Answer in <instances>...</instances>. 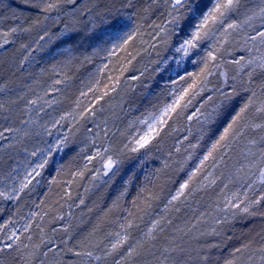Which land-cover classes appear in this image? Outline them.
Returning <instances> with one entry per match:
<instances>
[{
    "label": "trees",
    "instance_id": "1",
    "mask_svg": "<svg viewBox=\"0 0 264 264\" xmlns=\"http://www.w3.org/2000/svg\"><path fill=\"white\" fill-rule=\"evenodd\" d=\"M92 2H96V9L101 11L120 9L125 17L130 12H136L140 17L139 23L142 24L141 35L134 39L130 47L135 59L132 60L128 70L121 78L139 76L140 79L133 81L135 87L132 90L118 89L106 96L100 103L104 110H107L110 104L114 107L113 112L107 113L106 118L109 123L111 125L119 124L122 129H126L130 121L147 111L154 110V105H162L173 99L166 84L167 80L157 71L158 62L166 63L169 58L166 55L172 48L163 44H159L155 49L149 47V44L154 42L151 35L154 33L152 25L165 22L167 6L164 0H159V3L155 5L152 0H133L135 9L123 8L125 0H92ZM253 3L254 0H246V6H252ZM144 9H148V11L145 12ZM13 13L16 15L14 16ZM37 17L42 23H33ZM81 19L86 20V17ZM124 23L128 25L126 30L131 31L136 26L137 18L133 16L132 20H124ZM29 26H31L30 31H19L12 34L9 37L11 42L0 48V88L3 89L0 91V103L6 104L8 109L0 112V131L5 128L17 130L5 132L4 135L7 139H0V173L6 174L13 169L16 173L19 168L29 166V162L34 163L37 159H41L49 151V146L55 144L60 137V140H63L65 134H67V140L62 145V150L52 153L48 165L41 171V175L21 193L19 200L0 199V225H7L0 232V247H3L5 242L11 243L7 239L8 234L16 231L19 236L16 243L20 245L24 253H35L32 257V264H38L42 253L36 246H39L44 234L50 233L53 227L62 224L58 221V217L64 215L69 206L74 207L75 211L68 230L64 233L63 229L57 228L54 235L61 241L65 238L69 239L70 243L67 246L68 249H72L71 252L78 251L75 245H83L85 249H91V246H95L105 235L121 231L120 225L128 220L133 221L129 236L133 240L138 239L146 224L165 208L167 202L174 195L181 183L178 182V179L183 173H187L185 170L190 168V160L202 156L199 154V150L204 146H209L212 138L204 134L207 125L200 123L195 117L191 121L180 119L172 125L173 130L169 135L164 136L158 145L153 141L154 146H150L147 150L124 154V158L119 160L120 163L114 167L113 172L106 175V179L97 181L93 188L86 186L85 184L92 180L95 173L91 168L94 165L91 166L88 161L85 162V152L89 150H86L87 143L90 140V131L89 133L87 131L94 117L85 118L75 123L69 117L55 127L52 125L61 115L72 112L74 109L80 110L75 104L76 99L80 97V90L88 83L96 68L105 61L92 56L95 51L94 34L85 32L84 29L88 25L81 24V32L70 45L73 48V55L78 59L64 67L60 62L65 61L67 56L60 54L62 51L60 42L46 43V41L40 40V36L46 29L56 32L58 27H62V24L53 26L51 19L43 20V14L28 7L24 0H0V32H6L12 27L28 28ZM105 30H111L110 26L97 21L96 32L101 33ZM22 45H27V47H22ZM229 50L232 51L231 48ZM148 54H150L148 60L143 63ZM239 54L242 53L233 52L226 59L230 60ZM85 57H91V62ZM54 65L57 67V71L61 72L59 77L52 71ZM196 66L198 65L193 64L189 70H197ZM226 69L230 79L236 75L234 65L228 64ZM247 71L248 69H245L240 77L246 78ZM58 78L65 80L64 84L56 86L60 91L45 97V99L56 100L58 103L49 108L46 105L43 106V101H41L40 105L44 110L38 115L35 110L38 106H31L33 111L29 113L26 110L27 101L35 99L37 96H44L45 90L49 89L53 81ZM210 80L212 82V79ZM259 81V75L254 77L253 87ZM230 82L239 88V78ZM220 84V81L210 83L209 87L216 88ZM204 93L197 96L198 101L192 102L186 115L194 112L195 107H199L202 103L204 104V107L201 108L202 112H209L215 104L220 103L217 96L211 92L209 94L213 95V100L204 103L208 96L207 92ZM245 95L241 93V96ZM89 96L92 100V95L89 94ZM12 100L17 102L9 103ZM242 103L243 99L236 97L233 102L236 110ZM83 107L84 101L80 105V108ZM231 107L229 106V110ZM24 120H35L36 123L23 124ZM217 123L219 131H222L223 122L218 121ZM44 125L51 129V135L45 131ZM213 127L216 128V125ZM219 131L216 132L217 136ZM202 134L204 138L200 139ZM196 143H199V147L191 148L190 145ZM240 147L242 148L243 145L241 144ZM177 148L180 150L177 151ZM33 151L37 152L36 156L30 155ZM238 155L239 149H237V156L230 162L231 171H235L231 165L234 164ZM190 156L191 159H189ZM85 166H87V170H85ZM82 170L84 171L82 177L75 175ZM219 173L220 169H216L214 175ZM228 176L229 170L226 169L224 170V183H227ZM52 180L57 182L52 183ZM129 180H131L130 183ZM242 183L241 179H237L234 183L229 184L225 191L230 193L239 188L240 193L243 194L246 186L241 187ZM221 187V181H217L215 185L204 188V194L201 196H204L203 199L206 201H202V203H213V199H216V203L217 200L221 202L223 200L220 195ZM262 191H264V185L256 184L252 191H248V196L255 199ZM199 196L196 201L201 206L202 198ZM134 200L135 204H133ZM146 204H150L151 207L146 208ZM170 207L168 211L164 210L169 214L166 220H171V224L166 227L164 232V234L170 233L167 236V242L165 241L163 244L161 241L164 234L157 236V240L151 243L155 246L150 250L145 249L141 255L135 257L133 264H144L155 258L158 259L159 250L169 246L178 248V251L172 253V259L176 264H224V260L234 248L249 242L252 243L253 248H256L264 243V239H262L264 237V201L251 209L256 215L248 216L237 210V214L230 218L228 225L224 227L222 224L218 227L217 237H196L195 240L191 239L193 235L184 236V233L178 232L177 228L190 227L197 212L188 211L186 206L180 207L179 211H176L178 208L176 205ZM32 213H40L43 218L41 219V216L33 217ZM29 221L32 223V227L28 232H24L23 227ZM38 224L40 227H37ZM41 228L43 232H41ZM138 229H141L140 233L136 232ZM172 241L175 243H171ZM24 245L28 247L25 248ZM62 250V254H64V249ZM152 253H156V255ZM2 255L5 264H12V255L14 254L5 252ZM110 260L112 259L110 258ZM14 264H24V261L18 256ZM110 264H114L113 261H110Z\"/></svg>",
    "mask_w": 264,
    "mask_h": 264
},
{
    "label": "snow or ice",
    "instance_id": "2",
    "mask_svg": "<svg viewBox=\"0 0 264 264\" xmlns=\"http://www.w3.org/2000/svg\"><path fill=\"white\" fill-rule=\"evenodd\" d=\"M164 2L167 5L166 19L163 23L152 25L154 33L151 35L154 42L150 43L149 47L155 49L159 44L166 47L171 46L176 53V56L172 58V63L177 68L172 69L163 62H158L157 71L160 73L175 71L177 78L172 83L180 85L181 82H184L187 86L179 87L177 91L171 92L170 95L173 97L171 102L154 105V110L147 111L134 121H130L124 131L117 130L125 142L116 152L122 155L147 150L150 146H154L153 141L158 145L164 136L169 135L173 130L172 125L177 121L180 119L191 121L195 117L200 123L207 125L204 134L212 138V142L206 153L199 159L197 166L189 172L187 179L179 185L175 195L168 201V206H174V202L179 201L181 197L187 199L198 188H207L215 185L217 181H221L220 195L223 197V207H219V200L217 204L218 210L226 213L223 219L225 221L228 219V213L235 216L237 210L248 216H254L256 213L251 209L264 201V191L255 199L248 196V191H252L256 184L264 185V0H254L252 6H246V0H164ZM24 3L28 7L34 8L39 14H43V20L51 19L53 26L62 24V27H58L56 32L46 29L44 34L40 36V40H44L46 43L60 42V48L62 49L60 54L67 56L65 61L60 62L64 67L78 59L73 55V48L70 45L81 32L80 25L87 24L88 27L84 31L94 34L95 51L92 56L99 57L105 62L96 68L88 83L80 90V97H87L91 94L92 100L83 108H80L82 101L78 97L75 104L80 110L76 111L74 109L72 112L61 115L58 120L53 122L52 126L55 127L61 124L69 117L72 118L74 123L85 118L94 117L97 112L102 110V106L97 108L96 105L100 104L106 96L117 91L121 78L128 70L132 60L135 59L130 47L134 39L141 35L140 17L136 12H130L125 17L120 9L101 11L96 9L92 0H24ZM152 3L158 4L159 0H152ZM122 7L135 9L136 6L133 0H125ZM144 11L147 12L148 9H144ZM54 13L55 15H53ZM13 15L16 14L13 13ZM133 16L137 18L136 26L131 31H127L128 25L124 23V20H132ZM82 17H86V20H82ZM97 21L100 24L109 25L111 30L97 33ZM33 23L39 24L42 21L37 17ZM30 30L31 26L28 28L12 27L6 32H0V40H2L0 48L11 42L9 37L12 34ZM22 47H27V45H22ZM230 48L232 52L245 53L246 55L241 54L233 56L231 60H226L224 58L226 55H232V52L229 51ZM201 52H203V55H200ZM85 59L91 62V57H85ZM185 61L197 64L199 66L198 71L181 74L178 69ZM225 64L236 67V75L231 79L235 81L239 78V88L236 84L228 85L226 73L220 72V75L225 77L224 85L210 89L211 80L209 78L215 76L217 71ZM245 69H248L245 74L246 78H241L240 74L244 73ZM52 71L57 77L61 75L55 65ZM257 75H259L260 81L253 87L254 77ZM131 79L139 80L140 77L133 76ZM64 83V79H55L49 89L45 90L44 96H37L35 99L27 101L26 110L30 113L33 111L31 106H38L35 110L39 115L44 110L43 106L40 105L41 101H43V105L49 108L58 103L56 100L45 99V97L60 91L56 86ZM0 91H3V89L0 88ZM204 92H214L220 103L215 104L209 112L201 111V108L204 107L202 103L194 112L186 115L193 100ZM241 93L246 95L241 96ZM236 97L243 99V103L238 110L233 104ZM212 100L213 95H208L204 103ZM16 102V100H12L9 103L15 104ZM229 106H232L231 110H229ZM5 110H8L6 104L0 103V112ZM225 117L227 118L225 119ZM218 121L223 122L222 131H219ZM22 123L35 124L36 121L24 120ZM214 125H216V128L213 127ZM43 127L51 135V129L46 125ZM13 131L17 130L12 128L3 129L0 131V139H7L4 133ZM88 131H92V129L89 128ZM217 131H219L218 136L216 135ZM104 134L105 137H108L109 130L105 129ZM116 134V132L111 133L112 137H115ZM203 138L202 134L200 139ZM66 140L67 134L64 135L63 140L58 139L55 144L50 145L49 151L41 159L35 163L29 162L30 168L25 170L22 179L18 180L17 176L13 174L15 169L6 174L0 173V199L19 200L21 193L32 184L33 180L41 175V171L48 165L52 153L62 150V145ZM93 144H95V141H93ZM241 144L243 145L242 148L240 147ZM190 146L195 149L199 146V143ZM237 149H239L238 158H235L234 164L231 165V168H234L235 171H231L230 162L237 156ZM176 150L179 151L180 149L177 148ZM30 155L36 156L37 152L33 151ZM94 159L101 161L104 170L103 175H108L120 163L110 146L97 150L95 156L89 155L87 157L89 163ZM189 159H191V156ZM209 169H212V171H209ZM216 169H220L218 175H214ZM226 169L229 170V176L227 183H224L223 177ZM85 170H87V166H85ZM99 171L97 169L98 173ZM75 175L82 177L84 171L77 172ZM95 178L94 176L93 179ZM198 178L206 183L201 182L194 186V182ZM237 179L243 181L241 187L246 186L244 193L241 194L239 188L230 193L225 191L228 189L229 184L234 183ZM51 182L56 183L57 181L52 180ZM130 182L131 180H129ZM68 195L70 198V193ZM81 203H83L82 200ZM135 203L134 200L133 204ZM37 206L39 207V205ZM168 206H166V211ZM145 207L150 208L151 205L146 204ZM176 211H179V208H176ZM129 215L132 214L129 213ZM32 216L43 218L40 213H32ZM202 220L203 214L197 218L196 224ZM221 222L219 219L217 220V223ZM168 223L171 224V220H168ZM196 224H191L190 227L183 229L177 228V231L187 235L192 232ZM5 227H7L6 224L0 225V232ZM31 227L32 223L30 221L26 222L23 231L28 232ZM37 227H40V225L38 224ZM132 227L133 221L128 220L120 225L121 231L109 234L114 236L115 239L110 243L107 255H112V253L124 247L129 240L130 233L128 229ZM158 229L161 232L164 230L161 219H157L152 223L145 233L144 239L137 240L134 245L130 244L116 264H133L135 257L141 255L145 249L150 250L151 247H154L155 245L150 244V242L157 240L156 232ZM41 232H43L42 228ZM213 232L219 234L215 229ZM7 239L11 243L5 242L3 247H0V264H5L2 255L5 252L14 254L12 255V264L18 256L24 261V264H32V257L35 253H24L22 251L20 245L16 243L19 240L17 232L12 231L9 233ZM28 239L30 240L31 237L29 236ZM48 243H51V241H48ZM171 243H175V241ZM24 247L27 248L28 246L24 245ZM69 251H72V249H69ZM176 251H178V248L171 246L160 249L159 264H176L175 260L172 259V253ZM49 252L56 253V249L49 247L43 255L46 257ZM74 254L100 259L98 256H93V251L90 248L76 251ZM152 254L156 255V253ZM224 264H264V243L256 248H253L251 242L234 248L224 260Z\"/></svg>",
    "mask_w": 264,
    "mask_h": 264
},
{
    "label": "rangeland",
    "instance_id": "3",
    "mask_svg": "<svg viewBox=\"0 0 264 264\" xmlns=\"http://www.w3.org/2000/svg\"><path fill=\"white\" fill-rule=\"evenodd\" d=\"M230 52H232V51H230ZM232 54H233V52H232ZM200 55H203V52H201ZM239 55H241V54H239ZM145 56H146V54H145ZM149 56H150V54H148L147 57L144 58L143 63H145L148 60ZM166 56H169V58H168V61L164 64H166L168 67H170L172 69H176L177 66L174 63H172V58L174 56H176V53L174 52V50H170ZM228 57H229V55H226L224 58L226 59ZM177 58H179V57L177 56ZM192 65H193V63L185 61L180 66V68L178 70L180 71L181 74H186V72L198 71L199 66L195 67L197 70H193V71L189 70V68ZM227 65L228 64H225L221 69H219L217 71L215 76L209 78V79H212L211 83H216V82L220 81V83H221L220 86L224 85L225 77L220 75V72H224L227 75L228 85H232L230 82V81H232V79H230L229 72L226 69ZM159 75H161L165 80H167L166 84L168 85L170 92L177 91V89L179 87H186L187 86L184 82H181L180 85H175L172 83V81L177 78L175 71L166 72V73H159ZM130 79H131V77H129V78L125 77V79L124 78L121 79V83H120V86L118 89L120 90L121 88L122 89L128 88V89L132 90L133 87H135V84L133 82L134 80H130ZM209 88L215 89V87H209ZM207 93H208V95H211V93L213 94L214 92H211L210 94H209V92H207ZM202 94H205V93H202ZM79 98L81 101H84V105L88 104L89 101H91V98L89 95L87 97H79ZM198 100H199V98L196 97L193 101L196 102ZM111 106L112 105L110 104V106L108 107L107 110L102 109L101 111L97 112V116H94L93 120H91L92 124L90 123V128L92 129V131H90V134H89L90 140L87 143L88 148H86V150L87 149H89V150H87L85 152V157H86L85 162L88 161L87 157L89 155L95 156V153L97 152V150H102L104 147H109V146L113 149L114 155L116 157H118L119 160L124 158V156H123L124 154L121 155V154L117 153L116 150L118 148L122 147L123 142H125L124 139L119 135V131H124L125 129H122L121 126H119V124L118 125H111L109 123V121L107 120V118H106L108 116L107 113L113 112V109H114V107L113 106L111 107ZM96 107L100 108L101 106H100V104H98V105H96ZM195 109H196V107H195ZM195 109H194V111H195ZM103 117H105V118H103ZM116 117H118V116H116ZM123 127H125V126H123ZM127 127H128V125L126 126V128ZM105 129L109 130L108 137H105V134H104ZM117 130H119V131H117ZM87 132L89 133V131H87ZM112 132L117 133L115 137H112V135H111ZM93 141H95V144H93ZM211 142H210V144H211ZM210 144H209V146L202 147L199 150V154L203 156V154L206 153L207 148L210 147ZM202 156L195 158L196 160L195 159L190 160V162H189L190 168H188V170H185V172H187V173H183L181 175V177L178 179V182L183 183L187 179L189 172L192 171L197 166V164L199 163V159L202 158ZM38 160L39 159H37L36 161H38ZM89 164L91 166L94 165V167H91V168L95 172L93 174V177L95 176L96 178L93 179V177H92L91 178L92 180L88 184L86 183L85 185L86 186L88 185V187L93 188L97 181H101L103 179H106L107 176L103 175L104 170L102 167V163L99 159H94ZM29 168H30V165L19 168L18 169L19 171L17 170V172L14 173V175L17 176L18 180L22 179L24 176L25 170L29 169ZM97 169L100 170L99 173L97 172ZM113 170H114V168H113ZM113 170L110 171L108 174L113 172ZM209 171H212V169H209ZM201 182L206 183L205 181H202L198 178V180L196 182H194V186L198 185ZM178 188H179V186L177 187L176 191L178 190ZM176 191H175V193H176ZM175 193H174V195H175ZM203 194H204V188H198V190L193 192L192 195L188 196L187 199H185L184 197H181L180 200L174 202V206H172V207H175V205H176V207H178V208L186 206V209L188 211L194 212V213L197 212V214H195L191 224H196L197 218L201 217V215L203 214V220L200 223L196 224V227L192 230L191 233L184 235V236L193 235V237H191V239H194V240L196 239V237H206V238L217 237V235L213 232V230L215 229L217 231L218 227H220L222 224H223L222 226H224V227H225V225H228L230 223V218L232 217V215H230V213H228L227 214L228 219L226 221L223 219L224 216L226 215V213L218 210V204L215 202L216 199L215 200L213 199V201H214L213 203L212 202H209V204L202 203V201L203 202L206 201V199H203L204 196L203 197L201 196ZM198 196L202 198L201 206L199 205V202L196 201ZM220 203H219V207H223V200ZM166 206H168V202H167ZM166 206H165V208H163L161 210V212L159 214H156V216L150 222H148V224H146V226L142 232H141V229H138L136 231L137 233L141 232V235L138 236V239L133 240L131 238V236H129V240L124 245V247L121 248L119 251L112 253V255H107V250H108V247L110 246V243L114 241V239H115L114 236L107 234L95 246H91V250L93 251V256L94 257H97V256L100 257V259H98V260L95 258L76 256L74 254V252H71L68 249L67 244L70 243L69 239L65 238L63 241H61V240H58V238L54 235V232L57 228L63 229L64 233H66V231L68 230V227L70 226V223L72 222V217H73L72 215L74 214V211H75L74 207L71 208L69 206L68 209H66V213L64 215L58 217V221H60V223H62V224L60 226L53 227V229L50 231V233H46L42 236V239L40 240V244L38 247V249H40V252L42 253V255L40 256V261L38 262V264H110V261H113V263L115 264L117 261H119L121 259L122 253L130 244L134 245L137 240H141V239L145 238V233L148 231V229L151 227L152 223L155 220L161 219L162 220V226L164 229L162 232L159 231V229H158L156 232V236L164 234L166 227L169 225L168 220H170V219L166 220L167 217H169V214L164 212V210L166 209ZM189 207H191V208H189ZM170 208L171 207L169 206L168 210ZM218 219L222 222L217 223ZM191 224H190V226H191ZM129 230H131V229H128V232H129ZM169 234L166 233L163 235V238L161 237V241L163 244L165 241L167 242V239H168L167 236ZM48 241H51V243H48ZM151 243H153V242H150V244ZM72 245L74 246L73 243H72ZM49 247H54L56 249V253L49 252L48 255L45 257L43 255V253L45 251H47ZM75 248L78 251H82L85 249V247L84 246L82 247V245H77V246L75 245ZM62 249H64V252H65L64 254H62V251H63ZM95 253H97V254H95ZM63 257H65V258H63ZM110 258L112 260H110ZM144 264H159V262H158V259L155 258L152 261H150L148 263L146 262Z\"/></svg>",
    "mask_w": 264,
    "mask_h": 264
}]
</instances>
